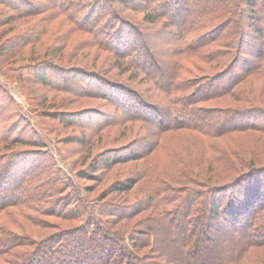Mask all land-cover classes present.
<instances>
[{"label":"trees","instance_id":"16d2710c","mask_svg":"<svg viewBox=\"0 0 264 264\" xmlns=\"http://www.w3.org/2000/svg\"><path fill=\"white\" fill-rule=\"evenodd\" d=\"M15 2L0 0L12 15ZM52 12L87 35L81 49L112 61L86 67L42 60L33 79L51 91L107 100L120 107L125 124L138 128L129 130L135 134L129 143L66 176L33 163L29 150L43 146L6 127L0 136V264H264L257 260L264 256V142L254 140L264 137V0H55L26 15ZM124 12L142 18L135 24ZM144 24L166 30L162 55L151 53ZM110 70L133 72L149 89L107 76ZM217 102L226 103L209 105ZM107 120L115 122L106 116L99 125ZM245 134L252 143L240 140ZM157 151L170 158L171 174H155L160 185L134 195L146 177L143 163ZM128 164L135 165L133 175L114 182L95 206H77L86 214L80 224L36 238L42 225L31 214L64 215L67 188L82 202L80 180L94 182L103 169ZM26 192L28 200L46 199L48 206H27Z\"/></svg>","mask_w":264,"mask_h":264},{"label":"rangeland","instance_id":"374dc122","mask_svg":"<svg viewBox=\"0 0 264 264\" xmlns=\"http://www.w3.org/2000/svg\"><path fill=\"white\" fill-rule=\"evenodd\" d=\"M74 1L80 5L86 0ZM47 3L53 4L55 0H16L17 15H12L13 13L7 7L0 4V136L6 127L8 129L20 128L18 132H23L30 139L37 140L38 145L43 146L41 150L44 151H34L35 149L31 148L35 147H29L31 149L29 150L30 159H33V163L36 161L40 164L38 166L53 168L66 174V176H74L84 169L94 156L104 155L112 148L122 147L129 143L135 136L134 133L129 134V130L134 129L136 131L138 125L125 124L120 119V107L116 105L117 109L107 100L51 91L33 79L34 74L43 67L38 64L42 60H51L58 66L82 64L86 67H90L92 64L99 67L101 63L104 64L108 60L112 61L110 56L107 58L106 53L94 49H81L87 35L78 30L75 31L63 16L52 12V14L27 17L26 11L28 9L39 7L41 11V8H45ZM122 15L130 18V21L135 24H138L142 18L141 14L130 12H124ZM108 28L104 30H110ZM141 29L150 36L147 41L152 44L151 53L162 55L166 48L165 41H163L164 36L167 35L166 30L160 32L161 27L146 24L142 25ZM27 38L31 42L24 44ZM115 72V70L105 71L107 76L126 81L129 85L136 86L138 90L149 89L150 83L141 80V77L135 76L133 72L130 75L128 72L127 74L116 75ZM199 74L200 72L195 73L196 76ZM53 78L51 76L49 80L54 82L55 78ZM262 100L264 101V98ZM225 103L217 102L209 103V105H225ZM55 111L77 113L78 117H72V119L68 116H61V120H58L53 116ZM94 111H101L103 114L101 118L95 117ZM89 112H93L94 117L92 119L94 120L90 119L91 114ZM106 116H113L115 122L107 120L108 125L106 123L99 125ZM62 119L71 120L75 123L72 125V123L62 121ZM27 124L29 127L26 126ZM254 137L255 141L264 142V137L261 140L256 135ZM250 139L246 134L240 137L244 143H252ZM19 148L21 146H15L12 150ZM143 164L141 169L146 171V177L136 185L133 192L135 190L144 192V189L150 190L160 185V177L156 176L158 174H171L170 158L161 151L151 154ZM134 166L128 164L103 169L94 182L80 180L82 202L71 199L70 193L72 192L67 188L66 192L69 196L63 199L65 203L62 212H66L64 215L50 217L40 213L34 215L26 211L27 216L31 214L38 222H41L42 228L36 229V238L51 236V234H56L65 228L80 224L86 214L81 215L83 209L80 212L77 206L80 205L81 208L86 205L88 207L95 206L97 199L103 198L104 194L112 190L111 185L114 182L134 174ZM161 195L159 194V196ZM21 197L27 199V206H35V209L40 208L42 210L43 207L48 206L46 199L37 202L33 196L31 199L35 200H28L30 196L27 192L23 193ZM20 221L24 223L23 220L20 219ZM30 224L24 226L26 230L30 228ZM114 227L116 228V226ZM12 229L14 230V228ZM89 229L91 230L92 226ZM22 234L27 235L26 232ZM261 255L258 256L257 260L264 259L263 254Z\"/></svg>","mask_w":264,"mask_h":264}]
</instances>
